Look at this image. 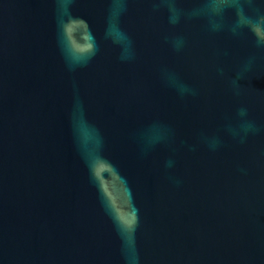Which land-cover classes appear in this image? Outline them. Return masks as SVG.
Masks as SVG:
<instances>
[{"label": "water", "instance_id": "water-1", "mask_svg": "<svg viewBox=\"0 0 264 264\" xmlns=\"http://www.w3.org/2000/svg\"><path fill=\"white\" fill-rule=\"evenodd\" d=\"M0 264H264V0H0Z\"/></svg>", "mask_w": 264, "mask_h": 264}]
</instances>
